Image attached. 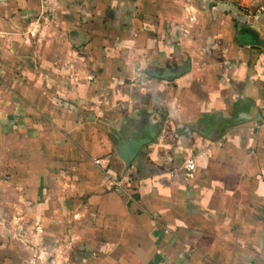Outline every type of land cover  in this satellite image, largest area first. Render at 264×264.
Segmentation results:
<instances>
[{
    "label": "crops",
    "instance_id": "1",
    "mask_svg": "<svg viewBox=\"0 0 264 264\" xmlns=\"http://www.w3.org/2000/svg\"><path fill=\"white\" fill-rule=\"evenodd\" d=\"M0 264H264V0H0Z\"/></svg>",
    "mask_w": 264,
    "mask_h": 264
},
{
    "label": "built area",
    "instance_id": "2",
    "mask_svg": "<svg viewBox=\"0 0 264 264\" xmlns=\"http://www.w3.org/2000/svg\"><path fill=\"white\" fill-rule=\"evenodd\" d=\"M95 163L98 164L99 166H102L100 160H96ZM194 168H195V164L192 159H187L182 164V169L187 176L193 173Z\"/></svg>",
    "mask_w": 264,
    "mask_h": 264
},
{
    "label": "water",
    "instance_id": "3",
    "mask_svg": "<svg viewBox=\"0 0 264 264\" xmlns=\"http://www.w3.org/2000/svg\"><path fill=\"white\" fill-rule=\"evenodd\" d=\"M186 68H184L183 70H185ZM180 70L177 71V72H167V71H164L162 72L161 74H155V76L159 77V78H165V79H168V78H171V77H174L176 75H179L180 74Z\"/></svg>",
    "mask_w": 264,
    "mask_h": 264
}]
</instances>
